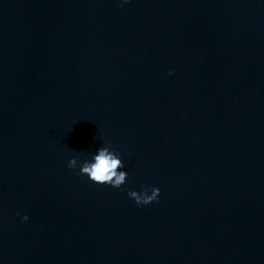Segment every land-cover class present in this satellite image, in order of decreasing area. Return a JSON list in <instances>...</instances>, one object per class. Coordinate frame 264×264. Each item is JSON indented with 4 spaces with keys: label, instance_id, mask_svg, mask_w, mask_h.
<instances>
[{
    "label": "water",
    "instance_id": "water-1",
    "mask_svg": "<svg viewBox=\"0 0 264 264\" xmlns=\"http://www.w3.org/2000/svg\"><path fill=\"white\" fill-rule=\"evenodd\" d=\"M0 264H264V0H0Z\"/></svg>",
    "mask_w": 264,
    "mask_h": 264
}]
</instances>
